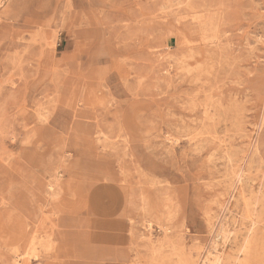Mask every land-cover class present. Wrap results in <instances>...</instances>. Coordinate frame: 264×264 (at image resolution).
<instances>
[{
  "label": "rangeland",
  "instance_id": "rangeland-1",
  "mask_svg": "<svg viewBox=\"0 0 264 264\" xmlns=\"http://www.w3.org/2000/svg\"><path fill=\"white\" fill-rule=\"evenodd\" d=\"M215 258L264 264V0H0V264Z\"/></svg>",
  "mask_w": 264,
  "mask_h": 264
},
{
  "label": "bare ground",
  "instance_id": "bare-ground-1",
  "mask_svg": "<svg viewBox=\"0 0 264 264\" xmlns=\"http://www.w3.org/2000/svg\"><path fill=\"white\" fill-rule=\"evenodd\" d=\"M96 120V119H95ZM229 165H230V163H229ZM243 175V174H242ZM226 178V177H225ZM241 189V188H240ZM226 223V222H225ZM246 224V223H245ZM253 228V227H252ZM226 231V230H225ZM224 232V231H223ZM218 233V232H217ZM224 234V233H223ZM253 234H254V232H253ZM223 238V237H222ZM218 241V240H217ZM224 243V242H223ZM230 243V242H229ZM222 244V243H221ZM234 244V243H233ZM217 246V245H216ZM178 247V246H177ZM159 249V248H158ZM209 252V251H208ZM209 257V256H208ZM210 259V258H209ZM214 260V259H213ZM220 262V260H219V258H215V264H218ZM209 264H210V262H209Z\"/></svg>",
  "mask_w": 264,
  "mask_h": 264
}]
</instances>
